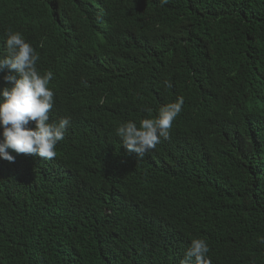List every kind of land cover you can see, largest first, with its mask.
<instances>
[{
    "label": "trees",
    "instance_id": "16d2710c",
    "mask_svg": "<svg viewBox=\"0 0 264 264\" xmlns=\"http://www.w3.org/2000/svg\"><path fill=\"white\" fill-rule=\"evenodd\" d=\"M86 20L119 43L91 76ZM33 25L50 121L71 124L52 159H0V264H180L194 237L212 264H264V0H0V54ZM65 39L74 76L49 62ZM179 96L198 115L173 122L170 157L127 158L116 128Z\"/></svg>",
    "mask_w": 264,
    "mask_h": 264
},
{
    "label": "clouds",
    "instance_id": "9594fccd",
    "mask_svg": "<svg viewBox=\"0 0 264 264\" xmlns=\"http://www.w3.org/2000/svg\"><path fill=\"white\" fill-rule=\"evenodd\" d=\"M167 2L161 0V6ZM48 7L50 9V5ZM41 34L42 30L35 25L29 38L19 31L8 30L4 44L6 52L0 54V74L8 85L0 91V159L10 163L15 161L13 153L54 158L57 155L56 146L65 139L67 127L71 124V117L67 115L50 121L49 113L55 102V76L50 69H41L37 65L39 58H46L41 55L46 47L45 38L42 37L40 41ZM80 41L83 50H86L83 63L88 76L94 74L98 66L108 62L119 46L101 29L99 23L92 30L88 20L80 30ZM51 50L49 62L58 63L69 76L77 74L76 64L72 62L67 65L64 60L71 50L67 39ZM111 74H101L103 78L89 81L101 84ZM165 84L172 87L170 81H165ZM198 105L192 98L185 110L184 97L179 96L174 102L157 108L158 113L154 118H144L139 123L132 120L122 123L116 128V135L128 152L127 158L137 160L140 165L155 153L170 157L164 147L171 143L173 122L180 117L193 125L197 119ZM145 110L149 113L152 111L151 108ZM260 243L264 244V237L260 238ZM209 252L207 241L194 237L180 264H212Z\"/></svg>",
    "mask_w": 264,
    "mask_h": 264
},
{
    "label": "bare ground",
    "instance_id": "6f19581e",
    "mask_svg": "<svg viewBox=\"0 0 264 264\" xmlns=\"http://www.w3.org/2000/svg\"><path fill=\"white\" fill-rule=\"evenodd\" d=\"M148 242V241H147ZM153 243V242H152ZM154 244V243H153ZM155 245V244H154ZM151 263H152V261H151Z\"/></svg>",
    "mask_w": 264,
    "mask_h": 264
}]
</instances>
